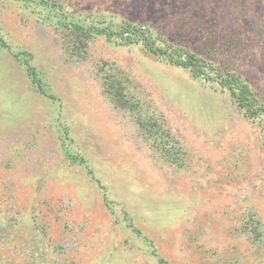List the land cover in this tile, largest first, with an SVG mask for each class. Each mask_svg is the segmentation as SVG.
Wrapping results in <instances>:
<instances>
[{
    "label": "rangeland",
    "instance_id": "rangeland-1",
    "mask_svg": "<svg viewBox=\"0 0 264 264\" xmlns=\"http://www.w3.org/2000/svg\"><path fill=\"white\" fill-rule=\"evenodd\" d=\"M46 2L0 0V264H264V238L243 232L253 215L264 228V121L141 44L87 33L141 26L264 99V0ZM108 76L141 117L105 96Z\"/></svg>",
    "mask_w": 264,
    "mask_h": 264
},
{
    "label": "trees",
    "instance_id": "trees-1",
    "mask_svg": "<svg viewBox=\"0 0 264 264\" xmlns=\"http://www.w3.org/2000/svg\"><path fill=\"white\" fill-rule=\"evenodd\" d=\"M15 1L31 2L32 0ZM38 2L40 4L48 5L46 0H38ZM74 29L77 31L81 29L82 31H85L77 25H75ZM87 30L88 35H96L104 37L107 40H115L120 46L141 44L151 55L163 59L169 64L188 70L194 79L204 80L207 83L216 85L224 91H228L234 102L241 110H243L248 118L264 121V99L257 95L249 82L238 72L233 70L230 71L223 65L215 63L214 61L187 50L182 46L173 44H168L167 48L159 46L152 38L148 29H144L135 24L125 23L117 30L93 25ZM26 70L35 86L37 85L39 89H42L35 68L28 63ZM103 87L105 96L112 101L115 108L134 115L139 114L141 117V101L136 95H133V93L128 90V87L120 77H105ZM137 120L139 121V118ZM138 124L143 125V122L139 121ZM143 126L146 127L145 124ZM159 131L160 129L152 128L151 130H147V133L157 135L159 143L156 144V147L158 149L161 147V149H165L166 144L164 140L166 139V135L164 131ZM161 144L163 146H161ZM165 154L166 156L170 155L168 151L164 152V156ZM106 200L107 197L105 196L104 201ZM105 203L106 206L109 207L108 202L106 201ZM250 219L252 221L247 220L251 222H246L243 232L247 234L251 240H262L264 238V228H261L263 226L261 223L262 220H256L257 218L254 215L251 216ZM251 224L253 225L250 226ZM160 263L166 264L163 260H160Z\"/></svg>",
    "mask_w": 264,
    "mask_h": 264
}]
</instances>
